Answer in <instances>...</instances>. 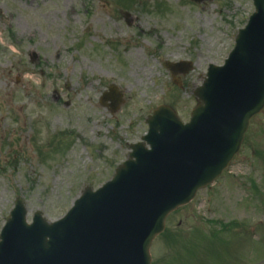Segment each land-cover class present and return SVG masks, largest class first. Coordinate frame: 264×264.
Masks as SVG:
<instances>
[{
    "label": "rangeland",
    "instance_id": "1",
    "mask_svg": "<svg viewBox=\"0 0 264 264\" xmlns=\"http://www.w3.org/2000/svg\"><path fill=\"white\" fill-rule=\"evenodd\" d=\"M253 10L251 0H0V229L17 197L28 221L61 217L127 159L156 107L187 123L207 66L222 65ZM164 62L191 64L180 88ZM110 85L123 101L114 114L99 105ZM243 144L168 218L152 264H264V111Z\"/></svg>",
    "mask_w": 264,
    "mask_h": 264
},
{
    "label": "water",
    "instance_id": "2",
    "mask_svg": "<svg viewBox=\"0 0 264 264\" xmlns=\"http://www.w3.org/2000/svg\"><path fill=\"white\" fill-rule=\"evenodd\" d=\"M252 1L255 13L225 66H210L195 92L199 105L190 123L159 108L143 139L150 150L133 146L110 182L86 189L53 225L38 213L26 225L16 200L0 234V264H149L148 248L165 215L221 173L249 119L264 107V0Z\"/></svg>",
    "mask_w": 264,
    "mask_h": 264
},
{
    "label": "clouds",
    "instance_id": "3",
    "mask_svg": "<svg viewBox=\"0 0 264 264\" xmlns=\"http://www.w3.org/2000/svg\"><path fill=\"white\" fill-rule=\"evenodd\" d=\"M7 49H8V52L13 54V55H16L18 56L20 53H19V49L17 48V46L13 43H8L7 44ZM26 78H29L31 79V75L30 74H25ZM38 83V81H36Z\"/></svg>",
    "mask_w": 264,
    "mask_h": 264
}]
</instances>
